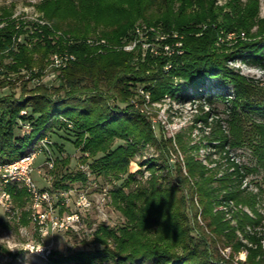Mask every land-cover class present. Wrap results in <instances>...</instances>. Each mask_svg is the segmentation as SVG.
<instances>
[{"label": "trees", "instance_id": "1", "mask_svg": "<svg viewBox=\"0 0 264 264\" xmlns=\"http://www.w3.org/2000/svg\"><path fill=\"white\" fill-rule=\"evenodd\" d=\"M155 2L167 11L161 21L166 34L162 43L174 46L180 42L173 52L153 56L149 50L143 51L140 42L130 50L104 52L98 50L102 44L92 46L86 42L88 36L96 34L118 43L123 37L133 40L135 20L150 22L142 13ZM37 6L51 26L26 21L17 28L12 22L0 26V87L10 83L3 75L30 67L34 55L42 60L66 46L76 59L61 70V84L56 89L38 88L18 96L0 94V163L33 150L41 138L49 139L45 133L53 127L62 128L72 135L69 139L95 175L119 181L110 196L112 205L124 217L118 227L104 223L97 226L94 234L101 238L97 248L69 254L52 250L46 256L50 263L105 264L112 258L114 264H134L136 259H151L152 264H235L234 253L244 251L245 258L237 259V264H264L263 216L254 207L256 195L242 186L247 167L227 156V150L229 164L219 178L207 177L205 167L189 156L182 159L183 171L180 162L169 160L164 149L167 141L155 132L149 116L141 110L139 104L144 98L138 94L143 89L150 92L152 99L165 94L174 96L180 90L177 79H181L194 89L191 96L198 95L205 81L223 78L233 86V95L217 92L216 96L228 102L229 114L243 112L258 120L253 129L259 137L256 148L264 158V88L257 80L239 75L226 65L227 59L239 56L264 69V25L259 36H249L250 27L262 24L264 18H257L252 6L241 9L239 0L221 5L215 0H41ZM64 12L82 22L74 32L80 41L68 44L56 34L55 30L60 29L59 14ZM8 14V10L0 8V23ZM92 21L114 28L101 33L93 31L94 27L84 28L83 24L89 26ZM29 26L33 27L31 31ZM14 32L15 38L25 36L11 49ZM230 32L235 36L228 38ZM240 32L244 37L240 38ZM185 95L191 97L188 92ZM21 110L26 113L21 114ZM254 113L262 118L256 119ZM18 123L29 124L26 133L15 132V127H21ZM116 140L122 142L113 146ZM140 143L156 146L162 159L160 164L148 160L146 165L152 172L146 180L128 172ZM216 143L222 148L236 144L221 136ZM45 151L49 154L50 148L47 146ZM156 169H160L158 174ZM66 178L85 180L82 174L67 175L54 184L65 189L62 181ZM7 189L22 210L25 191L12 185ZM245 205L251 208L252 215L242 209ZM197 213L204 225L198 222ZM19 219L28 224V212L23 209ZM104 239H109L115 249H110ZM227 246L231 250L228 257L218 250Z\"/></svg>", "mask_w": 264, "mask_h": 264}, {"label": "rangeland", "instance_id": "2", "mask_svg": "<svg viewBox=\"0 0 264 264\" xmlns=\"http://www.w3.org/2000/svg\"><path fill=\"white\" fill-rule=\"evenodd\" d=\"M40 1L0 0V8H5L9 11V14L4 16L0 26L7 22H12L15 24L14 28H17L23 21L51 26L49 20L42 17V11L37 6ZM226 1L228 0H215V3L221 5ZM178 4L177 2V6ZM239 6L241 9L245 8V6H252L257 11V18H264V0H239ZM173 10H176L175 7ZM166 12V8L158 2L152 3L142 13V17L150 22L138 18L133 24L134 27L144 24L153 25L152 27L156 32L153 31V34L151 33L149 36L153 40L152 46L155 51H151L153 56L164 53L162 45H165V50L170 51V53L173 52L175 47L180 46L179 41L170 47L169 44L162 43L165 38L163 36H166V34L163 33L161 21ZM59 15L60 18L57 22H59L60 29L55 30L56 34L62 35L64 42L68 44L80 41L81 37H75L76 34L74 32L81 28L82 22L77 21L67 12ZM262 25H264V20L262 24H253L249 29L251 34L249 36H259L258 32ZM83 26L89 29L94 27L93 31L96 33L110 32L114 28V26L104 24V22L97 24L93 21L89 26L86 24H83ZM32 28L29 26L27 29L31 31ZM24 36L19 35L15 38L14 32L10 48L14 49L15 43L23 40ZM234 36L233 32L231 35L230 33L227 34L228 38ZM239 36L240 38L244 37V33L240 32ZM99 37L97 34L96 36H88L86 42L92 46L102 44L103 46H100L98 50L104 52L108 49L118 48L130 50L127 46L133 43V40L127 41L125 37L119 43ZM143 51L145 50L143 49ZM65 55L68 56V59L64 58ZM55 56L62 57L61 66H57L60 63L55 62ZM33 57L35 60L30 67H20L15 72L3 75L4 77L2 78L5 81H10V85L7 84L0 87V94L12 93L18 96L22 93L28 94L31 90L36 91L38 88H58L61 84V70L66 69L76 59V54L64 46L59 51L48 53L42 60H38V54ZM39 61H42V64H39ZM226 65L239 75H243L253 81L257 80L261 87L264 88L263 68L250 65L239 56L227 59ZM177 82L180 90L174 96L165 94L158 99H152L149 91L138 90L139 98H144L139 104L141 110L149 116L155 127V132L162 137L163 141H167L164 149L168 152L169 160L180 162L183 171H185L182 159L185 156H189L202 164L207 171L205 175L212 179L222 176L223 171L229 164L227 156L246 166L247 173L242 181V186L246 188L247 192L256 195L254 207L263 216L262 222L264 223V158L260 157V151L256 148L259 137L253 129L254 122L257 123L258 120L255 121L250 116H245L243 112L235 116L229 114L228 102L216 96L217 92L227 94L228 97L233 95V86L223 78L208 79L200 85V93L192 96L191 94L195 92L191 86H187V83L181 79H177ZM22 84H24L23 89L21 87ZM185 92H188L191 97L186 98ZM208 95H210V100ZM119 104L122 105V103ZM207 111L209 112L208 114L205 113ZM253 117L260 119L262 115L254 113ZM22 124L18 123V126H21L20 128L15 127L16 133L22 132ZM45 134L51 141L48 144L50 153L47 154L44 148L38 151V144L41 145L47 139L46 137L41 138L39 143L34 145L35 147L31 150L35 153L31 177L39 188L49 190L53 198L54 213L58 217L75 212L77 213V219L72 221L73 223L66 230H47L45 233L43 229L39 228V224L32 219L31 213L32 207H34V200H31V197L34 196L27 191L23 182L12 181V183L9 182L6 185L0 183V187H5V191L9 194V205L6 207L0 203V264H51L43 252L27 247L26 243L42 242L47 244L52 242V250L69 254L81 249L97 248L99 246L98 240L100 241L101 238L99 237L98 239V235L94 234V232L100 223H104L111 228L118 227L124 223V217L114 208L110 196V190L118 185L119 181L95 175L86 162L82 161V153L73 145L71 142L72 138L69 139V136L72 135L69 134L68 136L62 128L55 126ZM219 136L221 138L228 137L230 141H235L236 144L225 145L223 148L216 146ZM121 142V140H116L113 146ZM227 150H229V153L226 154ZM47 155L54 160L52 168L44 164V160L48 158ZM149 159H153L157 164L162 163L159 149L151 143H140L136 154L129 162L128 172L134 174L139 180H146L152 172V169L146 165ZM39 167L42 168L41 172H37ZM159 172L160 169L155 170L156 174ZM165 172L164 169L162 174H165ZM75 174H82L85 176V180L80 178L69 180L66 178L62 181L67 186L65 189L60 187V185L56 186L54 184V182H58L61 176L70 175L72 177ZM8 185L15 186L17 190L22 188L25 191L26 203L22 210L24 209L28 212V224L22 223L19 219V214L22 210L15 205L7 189ZM80 194L84 197L80 198ZM242 209L250 215L253 214L251 208L246 205L242 206ZM196 218L201 225H204L200 213H197ZM104 240L110 249H115V245L109 239ZM218 250L220 254L226 257L231 253L228 246L220 247ZM244 258L245 252L240 251L234 253L233 261L237 264V259L243 260ZM60 264L74 263L62 262ZM105 264H114V259L109 258L105 261ZM119 264L128 263L122 262ZM134 264H152V260L136 259Z\"/></svg>", "mask_w": 264, "mask_h": 264}, {"label": "built area", "instance_id": "3", "mask_svg": "<svg viewBox=\"0 0 264 264\" xmlns=\"http://www.w3.org/2000/svg\"><path fill=\"white\" fill-rule=\"evenodd\" d=\"M232 32H230L231 35ZM135 36H139V42L141 47L144 50H153L151 37L147 36V28L145 29H137V34ZM165 37V35L163 36ZM162 49L164 53H170V51L165 50V45H162ZM155 52V51H154ZM68 59V58H65ZM62 64H57V66H61ZM21 114L26 113L25 110H21ZM29 126L28 123L22 124V132L26 133V127ZM48 143H50L49 139H45L44 142L39 145L38 151H41L43 148L47 149ZM44 164L47 167L51 168L53 165V160L51 158H46L44 160ZM33 156L29 157L27 160H23L19 162V164L12 165L10 167L2 168V173L0 176H4L8 172H22L26 174L28 177V173H32L33 171ZM42 168H37V172H41ZM30 186L34 187V197H31V200H34V207L32 210V219L35 220L39 224V228L44 230L46 233L47 230H66L68 226L71 225L77 219V213L73 212L71 214H66L63 217H58L57 214L54 213V205L53 198L49 190L41 189L38 187L35 181H30ZM80 198L84 196L82 194L79 195ZM0 203L4 206L9 205V194L5 191V188L0 187ZM45 228V229H44ZM27 247L40 250L45 255H50L52 250V242L43 244L42 242L37 243H26Z\"/></svg>", "mask_w": 264, "mask_h": 264}, {"label": "bare ground", "instance_id": "4", "mask_svg": "<svg viewBox=\"0 0 264 264\" xmlns=\"http://www.w3.org/2000/svg\"><path fill=\"white\" fill-rule=\"evenodd\" d=\"M152 26L153 25L148 26L147 24H144L142 26L141 25L140 26H135L134 27V34H137V29H145V28H147V36L149 37L150 34L153 31H155ZM132 42H133L132 44H128V46H127L128 49H132L137 44L136 42H139V36H135V38L133 39ZM64 58H67V55H65ZM54 60H55V62L60 63V64L63 62L62 57H60V56H55L54 57ZM31 156H33V161H34V159H35V153L33 151H29L28 153H26V154L18 157L17 159H15V160H13L11 162H8V163H0V175L2 173V168H4V167H10L12 165L19 164V162H21L23 160H27ZM12 181H16V182L17 181H22L23 184L26 186L27 191H29L34 196V187L33 186H30V181H33L32 177H31V173H28V177H26V174H24L22 172H8L4 176H1L0 177V183L2 185H6L9 182L12 183Z\"/></svg>", "mask_w": 264, "mask_h": 264}]
</instances>
